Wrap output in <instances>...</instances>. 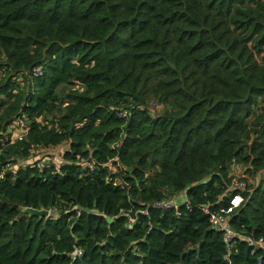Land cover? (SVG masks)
Listing matches in <instances>:
<instances>
[{
  "label": "trees",
  "instance_id": "obj_1",
  "mask_svg": "<svg viewBox=\"0 0 264 264\" xmlns=\"http://www.w3.org/2000/svg\"><path fill=\"white\" fill-rule=\"evenodd\" d=\"M62 142L59 171L0 180V264H264V0H0V166ZM232 159L252 182L228 248L201 207Z\"/></svg>",
  "mask_w": 264,
  "mask_h": 264
},
{
  "label": "built area",
  "instance_id": "obj_2",
  "mask_svg": "<svg viewBox=\"0 0 264 264\" xmlns=\"http://www.w3.org/2000/svg\"><path fill=\"white\" fill-rule=\"evenodd\" d=\"M31 73L34 76H40L43 73L42 65H36L31 69ZM125 115V114H123ZM30 122L24 115H18L15 117L13 124L8 127L4 139L5 140H22L24 136L27 134L29 129ZM16 128L18 130L17 133H13L12 130ZM45 149L48 147L39 148L38 155H35L34 158L28 162L20 160L18 162L6 161L3 165L0 166V180H3L6 172H16L17 168H36L39 171L44 168H53L55 171H59L61 165L65 163L63 159H51V160H43L41 159L43 156L40 155L41 152L46 156ZM36 154V153H35ZM113 160V159H112ZM108 161L103 164H97L92 158H84L80 157L77 159L76 163L79 164L82 168L86 169L88 172H94L98 167H104L105 165L109 166L110 162ZM230 182L227 185L225 192L227 195L226 204H218L211 203L207 205H203L201 210L208 216V221L210 227L213 229L220 231L223 236V240L228 248L232 246L233 239L237 235L233 229L229 227L228 220L231 214L236 211L243 203V195L242 192L246 189L248 183L252 182L248 175L245 173V170L242 166L237 164L234 159H232L230 163L229 169ZM221 197V196H220ZM219 197V199H220ZM150 207L156 209H169L176 206V202L170 199H162L155 200L149 204ZM50 213L52 210H49ZM143 214H147V208L141 211ZM135 218L128 214V222L133 223ZM248 244L252 245L255 248H261L264 250V241L262 238L254 239L253 237H243ZM264 262L263 260H259L258 262Z\"/></svg>",
  "mask_w": 264,
  "mask_h": 264
},
{
  "label": "rangeland",
  "instance_id": "obj_3",
  "mask_svg": "<svg viewBox=\"0 0 264 264\" xmlns=\"http://www.w3.org/2000/svg\"><path fill=\"white\" fill-rule=\"evenodd\" d=\"M161 110V108H158V109H155L154 111L155 112H159ZM152 112H153V109H152ZM49 119H51L52 117L51 116H49L48 117ZM12 132L15 134V133H17L18 132V130L16 129V128H14L13 130H12ZM68 142H62L61 144H59V145H57V146H50V147H48V149L46 150L45 149V152H46V156L45 155H43L42 153H40V155L41 156H43L41 159H43V160H51V159H54V160H56V159H63L62 158V155H63V153L65 152V151H67L68 150ZM39 149V148H38ZM37 149V150H38ZM39 154V151H37L36 152V154L35 155H38ZM110 161V160H109ZM111 162H113V160L111 161ZM111 162H110V164H111ZM110 166V165H109ZM113 167V166H112ZM173 197V196H172ZM50 216H56V214L52 211L51 213H50Z\"/></svg>",
  "mask_w": 264,
  "mask_h": 264
},
{
  "label": "water",
  "instance_id": "obj_4",
  "mask_svg": "<svg viewBox=\"0 0 264 264\" xmlns=\"http://www.w3.org/2000/svg\"><path fill=\"white\" fill-rule=\"evenodd\" d=\"M78 209L79 210H83V211H89L88 208H84L82 206H78ZM23 213H26L28 215H33V216H37L39 218H45V217H49L50 216V211L47 210V209H44V208H40V209H37V208H33V207H24L23 210H22Z\"/></svg>",
  "mask_w": 264,
  "mask_h": 264
},
{
  "label": "crops",
  "instance_id": "obj_5",
  "mask_svg": "<svg viewBox=\"0 0 264 264\" xmlns=\"http://www.w3.org/2000/svg\"><path fill=\"white\" fill-rule=\"evenodd\" d=\"M41 153H44V152H41Z\"/></svg>",
  "mask_w": 264,
  "mask_h": 264
}]
</instances>
